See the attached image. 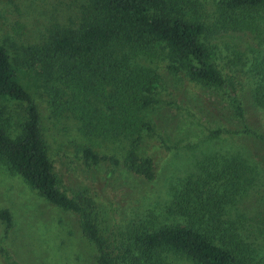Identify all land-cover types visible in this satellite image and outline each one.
<instances>
[{
    "label": "rangeland",
    "instance_id": "374dc122",
    "mask_svg": "<svg viewBox=\"0 0 264 264\" xmlns=\"http://www.w3.org/2000/svg\"><path fill=\"white\" fill-rule=\"evenodd\" d=\"M192 1L190 13L213 30L201 40L211 46L213 63L227 87L169 74L163 52L148 58L122 51L132 65L160 75L163 88L155 98L171 104L141 112L153 132L140 135L137 154L152 161V180L122 164H87L84 148L122 161L130 139L83 136L73 117L56 113L57 90L63 89L57 66L33 62L25 54L27 48L44 44L55 27L77 26L88 0H0V45L37 106L41 136L60 186L71 198H85L111 255H117V247L129 246L131 234L164 225L200 224L183 201L188 183L204 181L202 187L232 196L222 207L221 222L206 215L202 228L216 231L217 241L228 234L239 236L252 251L245 263L264 264V142L243 133L248 128L264 136V106L255 99L254 73L264 59V7L225 11L214 0ZM228 94L238 100L241 116ZM0 117L13 138L26 119V104L0 97ZM3 209L9 211L13 226L0 222V264H8L2 248L18 264H98V248L83 235L77 217L49 203L0 161ZM168 262L192 264L175 256Z\"/></svg>",
    "mask_w": 264,
    "mask_h": 264
},
{
    "label": "trees",
    "instance_id": "16d2710c",
    "mask_svg": "<svg viewBox=\"0 0 264 264\" xmlns=\"http://www.w3.org/2000/svg\"><path fill=\"white\" fill-rule=\"evenodd\" d=\"M214 1L225 11L264 7V0ZM192 3V0H88L77 26L55 27L44 44L25 50L33 62L57 66L58 80L63 86L57 90L58 115L73 117L87 138L130 139L122 161L84 148L82 158L87 164H122L146 180L155 175L152 161L137 154L140 135L153 132L141 112L155 104H171L155 98L163 88L160 75L132 65L123 50L148 58L163 52L169 74L183 75L192 82L213 87L228 86L213 63L211 46L201 40L205 32L213 30L200 16L190 13ZM254 73L258 81L255 99L264 106V59L255 66ZM0 97L26 104V119L17 136H8L5 121L0 117V161L9 173L22 178L49 203L77 217L83 235L98 248V264H169L170 256L185 258L192 264H246V257L252 255L250 245L239 236L228 234L217 241L216 231L202 228L206 215L212 222H221L222 207L232 194L224 191L218 195L206 185L202 187L204 181H200L186 185L188 194L183 201L190 205L191 217L198 218L200 224L164 225L131 234L129 246L123 250L117 247L114 257L106 250L85 198H71L60 186L41 136L37 106L15 75L1 45ZM228 97L241 116L236 97L230 94ZM243 133L264 142V136L253 130L244 128ZM160 140L164 144L162 137ZM0 222L8 228L13 226L7 209L0 210ZM2 249L8 264H18Z\"/></svg>",
    "mask_w": 264,
    "mask_h": 264
}]
</instances>
